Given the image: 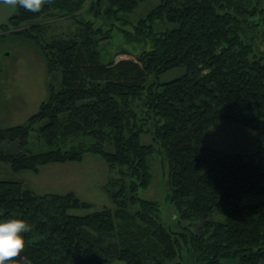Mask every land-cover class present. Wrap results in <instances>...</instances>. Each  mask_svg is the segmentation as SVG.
<instances>
[{
	"label": "trees",
	"instance_id": "obj_1",
	"mask_svg": "<svg viewBox=\"0 0 264 264\" xmlns=\"http://www.w3.org/2000/svg\"><path fill=\"white\" fill-rule=\"evenodd\" d=\"M15 1L13 26L55 10L73 15L85 8L96 22L82 23L77 39L58 37L47 45L34 36L43 32L41 25L22 31L42 50L48 70L62 74L61 91L51 90L43 107L49 120L42 134L50 143L76 144L40 155L0 148V162L15 172H34L47 163L80 160L81 151L102 147V141L116 149L107 158L125 163L128 156L139 167L132 190L113 194L116 210L87 215L71 213L89 209L73 193L37 196L20 182L0 180V220L19 217L30 229L23 233L25 248L9 264H24L22 257L31 264H264V201L243 203L248 195H264V145L240 154L213 150L207 142L218 122L252 131L263 123L264 133V0H160L132 31L121 14L146 0H41L36 11ZM157 20L173 27L155 34ZM106 26L118 28L129 43L145 37L149 48L118 51L102 61L96 38ZM176 67L185 69L181 77L158 82ZM28 129L0 130V146L25 139ZM148 130L163 151L170 201L181 219L199 222L194 232L169 230L155 202L138 196L149 181L144 160L155 152V145L140 141ZM184 244L187 256L174 261Z\"/></svg>",
	"mask_w": 264,
	"mask_h": 264
},
{
	"label": "rangeland",
	"instance_id": "obj_2",
	"mask_svg": "<svg viewBox=\"0 0 264 264\" xmlns=\"http://www.w3.org/2000/svg\"><path fill=\"white\" fill-rule=\"evenodd\" d=\"M159 3L160 0H146L139 3L133 12L121 14V17L129 22L124 26L125 29L132 31L139 20L148 16ZM15 14H17L15 0L0 4V130L29 126V132L25 139L17 138L16 141L9 139L4 142L7 144L1 145L0 148L5 149L7 153L16 154L17 147H21L22 153L32 155H40L50 150L54 152L70 150L74 148L76 141L55 140L50 143L46 135L42 134V128L49 120L45 117L43 107L50 100L51 90L61 91V71L58 68L49 71L42 50L33 43L32 37H25L21 33L28 31L33 24L41 25L43 32L34 36L37 35L42 43L47 45L58 37L66 40L79 38L81 24L96 22V19L88 13L87 8L73 15L55 10L49 15L45 14L13 26L10 24V18ZM258 21L259 19L255 18L254 22ZM172 27L160 20L153 24L155 34ZM109 29L108 26L104 27V34L96 38L97 48L102 56L100 58L104 62H108L118 51L139 54L145 48H149L150 43L145 37L137 43H129L118 28ZM184 73V68L176 67L159 75L157 80L159 83H166L181 77ZM139 99L136 104L141 106L140 109L146 110ZM138 112L141 113L139 110ZM35 116L37 117L33 119ZM31 121L35 122L30 127ZM211 133L207 139L208 145L213 150L223 153L252 154L260 145H264L263 123L258 130L252 131L239 125L218 122L212 127ZM17 141H20L19 143L22 141L23 145L17 146ZM140 141L144 145H155V152L144 160L149 181L144 188H139L138 196L155 202L158 206L159 221L169 230L177 233L194 232L199 222L194 218L189 221L181 219L177 204L170 201V185L163 151L155 144L153 133L149 130L143 132ZM90 145L88 147H91ZM99 145L102 147L81 151L80 160L47 163L37 166L38 171L34 172L29 170L15 172L9 163L0 162V180L20 182L37 196L51 194L66 196L73 193L81 201L88 203L89 209L72 210V214L87 215L103 208L114 211L117 204L113 200V194L121 192L123 188H126L127 192L132 190V184L137 181L134 170L139 166L132 164L128 156L124 157L125 163L121 159L114 161L107 158L105 155L107 152L110 154L116 152L113 142L101 141ZM263 201L264 195H248L243 198V203L249 205ZM130 208L131 212L137 210V207ZM216 218L219 221L226 220L222 215H217ZM186 256L184 244L174 261H182ZM110 264L124 263L115 260Z\"/></svg>",
	"mask_w": 264,
	"mask_h": 264
},
{
	"label": "clouds",
	"instance_id": "obj_3",
	"mask_svg": "<svg viewBox=\"0 0 264 264\" xmlns=\"http://www.w3.org/2000/svg\"><path fill=\"white\" fill-rule=\"evenodd\" d=\"M24 8L36 11L41 6V0H18ZM29 225L19 217L0 220V264H9L10 258L17 256L25 248L23 233L29 231ZM24 264L31 260L22 257Z\"/></svg>",
	"mask_w": 264,
	"mask_h": 264
}]
</instances>
